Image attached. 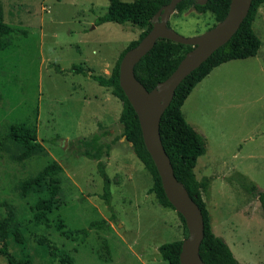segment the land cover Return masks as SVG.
<instances>
[{
  "label": "rangeland",
  "instance_id": "1",
  "mask_svg": "<svg viewBox=\"0 0 264 264\" xmlns=\"http://www.w3.org/2000/svg\"><path fill=\"white\" fill-rule=\"evenodd\" d=\"M0 1L11 27L9 44L0 50V216L9 217L16 232L10 252L17 257L29 253L32 264H66L53 247L64 251L69 264H168L157 248L185 237L177 212L147 192L152 178L125 140L119 99L70 70L76 64L102 75L105 64L111 67L142 29L130 23L97 25L108 0ZM168 22L191 37L215 20L210 12L189 8L174 11ZM252 27L261 41L257 54L213 68L181 111L205 140L194 173L197 179L210 178L203 199L214 233L241 264H264L259 202L239 181L243 175L264 189V3ZM18 123L34 127L46 155L17 159L20 148L7 132ZM99 150L110 178L109 205L101 198L97 160L89 156ZM51 161L62 167L60 191L47 221L38 223L34 205L48 193L44 188L22 193V182ZM58 220L64 225L60 230ZM93 221L104 224L86 237L74 233ZM67 230L73 232L69 237ZM0 264H8L5 257L0 256Z\"/></svg>",
  "mask_w": 264,
  "mask_h": 264
},
{
  "label": "trees",
  "instance_id": "2",
  "mask_svg": "<svg viewBox=\"0 0 264 264\" xmlns=\"http://www.w3.org/2000/svg\"><path fill=\"white\" fill-rule=\"evenodd\" d=\"M107 11L96 18L95 23L102 24L113 22L117 24L130 23L142 29L138 38L131 41L118 55L108 76L93 73L89 67L83 68L80 65H72L70 70L75 73L84 74L100 86L110 89V93L121 102V111L119 121L121 122L125 140L130 143V148L135 157L140 161L152 178V185L147 189L152 193L157 201L166 207H172L163 191L160 178L154 166V163L147 152L138 123L136 113L124 92L119 86V62L121 57L129 48L135 46L139 40L151 28V19L157 10L169 0H108ZM230 0H206L202 5L197 4L195 0H180L174 11L182 12L192 8L197 13L210 12L214 16L215 23L220 21L228 10ZM264 0H251L247 15L240 23L236 32L223 45L219 46L214 52L203 61L199 67L191 71L176 87L173 97L164 110L160 118L159 134L162 145L168 155L176 179L184 186L189 196L194 200L201 210L204 224L203 238L199 246V255L205 264H241L233 256L227 243L217 236L211 227L210 214L203 199V194L208 192L210 178L203 176L197 179L194 173V167L197 158L205 153V140L184 118L181 107L195 85L201 81L213 68L232 59H243L255 56L259 50L261 41L255 34L252 23L257 14V10ZM214 23V24H215ZM213 24V25H214ZM169 25V22H168ZM11 27L4 21L3 7L0 1V50L6 48L9 44L8 35ZM192 46L176 43L168 39H157L153 47L142 56L134 66V75L141 84L150 90L157 82L164 80L177 66L184 54ZM8 138L17 144L20 152L17 155L18 160L28 158L32 155L44 156L46 150L36 137L33 126L26 123L11 124L7 132ZM95 137V144H96ZM103 146V145H102ZM109 154V150H104ZM102 151H96L89 154L90 157L97 160V170L102 177L101 198L109 205L111 192L109 190L110 178L105 172V164L101 160ZM62 167L56 161H51L42 167L34 176L22 182V193L30 191H40L44 188L48 197L38 201L34 205V215L38 223L47 221V213L55 208L53 197L60 191V176ZM242 187L255 194L260 206L262 217L264 219V189L259 190L257 186L248 181L243 175L239 176ZM183 228L184 236L187 235L184 220L177 213ZM104 222H90L88 227L75 230V234H81L86 237L89 230L97 228ZM61 220H58L55 227L60 230L63 227ZM67 237L71 236V230L65 231ZM16 236L12 222L9 217L0 216V256L5 257L8 264H32V257L29 253L16 256L9 250V241ZM182 239L164 242L157 248L160 257L168 264H180L179 252ZM53 254L59 258L62 263L69 264L67 256L62 255L63 250L53 247Z\"/></svg>",
  "mask_w": 264,
  "mask_h": 264
},
{
  "label": "water",
  "instance_id": "3",
  "mask_svg": "<svg viewBox=\"0 0 264 264\" xmlns=\"http://www.w3.org/2000/svg\"><path fill=\"white\" fill-rule=\"evenodd\" d=\"M180 0H169L151 19V28L129 48L119 62L118 82L134 109L144 146L149 153L166 198L185 223L187 235L182 239L180 264H205L199 255L204 224L200 208L176 179L159 134L161 115L169 105L176 87L194 69L200 66L219 46L236 32L248 13L251 0H230L225 16L206 31L195 36H183L168 26L170 15ZM204 4L206 0H195ZM168 39L190 45L175 69L164 79L147 90L134 75V66L154 45L157 39Z\"/></svg>",
  "mask_w": 264,
  "mask_h": 264
},
{
  "label": "crops",
  "instance_id": "4",
  "mask_svg": "<svg viewBox=\"0 0 264 264\" xmlns=\"http://www.w3.org/2000/svg\"><path fill=\"white\" fill-rule=\"evenodd\" d=\"M72 65H76V64H72ZM71 65V66H72ZM114 65V64H113ZM113 65L110 67H107V65L105 64V67L103 68V73H102V75H104V76H108L109 74H110V72H111V69H112V67H113ZM70 66V67H71ZM81 66V65H80ZM86 67H88V66H84L83 68H86ZM90 68V67H89ZM92 69V68H91ZM93 70V69H92ZM73 72V71H72ZM73 73H75V72H73ZM93 73H95L94 72V70H93ZM75 74H81V73H75ZM96 74V73H95ZM84 75V74H83ZM84 76H86V75H84ZM87 77V76H86ZM90 78V77H89ZM93 80V79H92ZM74 85V84H73ZM99 85V84H98ZM75 87H77V88H80V85L79 84H77V85H74L73 86V88H75ZM104 87V86H103ZM104 91H105V93H104V95H106V96H113L111 93H110V89L109 88H106V87H104ZM105 96V97H106ZM107 98V97H106ZM85 100V99H84ZM108 101V100H107ZM99 106H101V108L103 107V102H99ZM81 112H82V114H84L85 113V105L83 104L82 106H81ZM101 124V123H100ZM196 130V129H195ZM130 144V143H129ZM130 150H131V148H130ZM132 152V151H131ZM133 153V152H132ZM210 223H211V218H210ZM211 227H213L212 226V224H211ZM213 230V229H212ZM214 232V231H213ZM222 238V237H221ZM223 239V238H222ZM224 240V239H223ZM225 241V240H224ZM226 242V241H225ZM227 243V242H226ZM227 245H228V243H227ZM229 246V245H228ZM230 248V247H229Z\"/></svg>",
  "mask_w": 264,
  "mask_h": 264
}]
</instances>
